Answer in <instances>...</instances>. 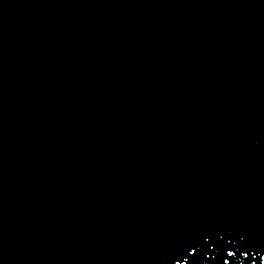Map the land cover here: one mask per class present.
<instances>
[{
	"label": "water",
	"instance_id": "obj_1",
	"mask_svg": "<svg viewBox=\"0 0 264 264\" xmlns=\"http://www.w3.org/2000/svg\"><path fill=\"white\" fill-rule=\"evenodd\" d=\"M264 43V0H0V264H133Z\"/></svg>",
	"mask_w": 264,
	"mask_h": 264
}]
</instances>
